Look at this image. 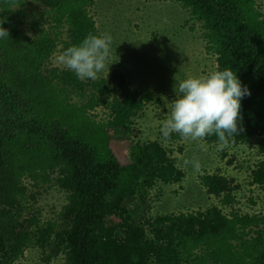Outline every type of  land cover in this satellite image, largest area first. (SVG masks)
Returning <instances> with one entry per match:
<instances>
[{"label":"trees","instance_id":"trees-1","mask_svg":"<svg viewBox=\"0 0 264 264\" xmlns=\"http://www.w3.org/2000/svg\"><path fill=\"white\" fill-rule=\"evenodd\" d=\"M166 1L201 23L216 70L232 69L250 90L241 101L242 130L229 143H256L251 183L264 190V0ZM94 3L0 0V27L9 33L0 38V264H14L28 248L48 261L63 255L67 264H264V212L236 210L235 179L223 174L202 177L221 205L135 220L128 199L146 203L157 184L186 176L161 141L133 136L153 94L131 88L118 69L79 80L67 68L46 67L59 46L100 34ZM115 130L123 142L113 139ZM205 140L218 144L215 136ZM53 185L67 202L57 218L42 221L31 200Z\"/></svg>","mask_w":264,"mask_h":264},{"label":"rangeland","instance_id":"rangeland-1","mask_svg":"<svg viewBox=\"0 0 264 264\" xmlns=\"http://www.w3.org/2000/svg\"><path fill=\"white\" fill-rule=\"evenodd\" d=\"M33 4V8L42 7L40 2ZM260 8L264 12L263 1ZM90 13L99 33L112 37L110 59L97 78L106 77L118 69L126 75L131 88L143 94H153L154 99L146 103L135 119L133 136L137 141H161L173 151L172 156L186 173L180 183L157 184L149 191L146 203L136 197L128 199L127 206L135 220L141 222L158 214L200 211L221 205L217 197L206 191L202 181L205 173H219L235 179L233 204L240 213H263L264 190L251 183L252 172L260 160L256 143H229L218 150L217 144L203 140L199 143L205 144L206 150L201 151L197 142L180 136L165 141L160 134V126L171 108L164 98L168 101L175 98L173 85L176 79L205 76L216 70V56L206 47L201 23L180 4L166 0H95ZM63 39H67L66 32ZM62 52L61 45L46 67L65 69L58 59ZM96 113L102 118L108 116V110L104 108L97 109ZM111 134L117 142H123L124 135L118 130L111 131ZM186 159L199 160L200 170L196 172L190 165L185 166ZM25 182L30 186L31 180ZM30 190L35 189L30 187ZM66 202V192L53 185L40 189L37 202L31 200L30 211L39 210L41 220L47 221L57 218ZM223 209L229 211L228 207ZM14 264L67 263L63 255L48 261L41 249L28 248Z\"/></svg>","mask_w":264,"mask_h":264},{"label":"clouds","instance_id":"clouds-1","mask_svg":"<svg viewBox=\"0 0 264 264\" xmlns=\"http://www.w3.org/2000/svg\"><path fill=\"white\" fill-rule=\"evenodd\" d=\"M8 35V31L0 27V38ZM111 44L112 37L109 34L89 33L78 44L64 49L58 59L77 79L95 80L110 59ZM173 90L174 99L168 101L164 98L166 105L170 103L171 108L160 126L163 140L177 134L183 139L197 142L200 150L205 151L206 145L199 142L215 136L220 150L242 130L241 101L250 95V90L232 69L226 67L205 76L176 79ZM183 163L185 166L190 165L196 172L201 167L196 159H186Z\"/></svg>","mask_w":264,"mask_h":264}]
</instances>
